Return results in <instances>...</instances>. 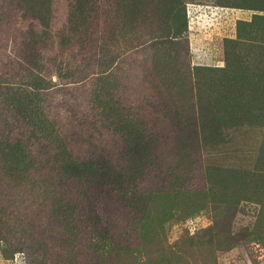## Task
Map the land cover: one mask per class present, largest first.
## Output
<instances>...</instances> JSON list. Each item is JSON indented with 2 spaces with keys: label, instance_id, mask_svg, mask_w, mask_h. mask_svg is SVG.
Instances as JSON below:
<instances>
[{
  "label": "rangeland",
  "instance_id": "obj_1",
  "mask_svg": "<svg viewBox=\"0 0 264 264\" xmlns=\"http://www.w3.org/2000/svg\"><path fill=\"white\" fill-rule=\"evenodd\" d=\"M1 217L0 264H264V0H0Z\"/></svg>",
  "mask_w": 264,
  "mask_h": 264
},
{
  "label": "trees",
  "instance_id": "obj_2",
  "mask_svg": "<svg viewBox=\"0 0 264 264\" xmlns=\"http://www.w3.org/2000/svg\"><path fill=\"white\" fill-rule=\"evenodd\" d=\"M89 168L93 172L97 173L99 176H102V175H106L107 176V174H110V173L112 174L113 173V171H111V169L109 167V163H107L105 161H100V162L98 161L96 164L91 165ZM102 183L105 184L104 181ZM107 184H109V183L107 182ZM76 194H77V192H76ZM82 198H83V195L81 193L77 197V199H74V200H77L76 203H81V202H83ZM70 199L71 198L69 196V200ZM78 199H80V200H78ZM74 203L75 202H72L71 205L74 206ZM1 221L3 223H5V221H4V219L2 217L0 218V222ZM74 223H75V221H74ZM23 229H24V227H21V224L19 225V223H17V224L16 223L15 224L11 223L8 226H6L5 229L0 230V241H1V243H3V245H2L3 246L2 247L3 251L14 250V249L18 248L19 245H24L25 244L22 241L21 242H17V241L13 242V238L16 235H19V234L22 235L23 234ZM43 243L46 244V240H45V242L43 241ZM45 247H46V245H45ZM31 249H32L33 252L39 251L40 252V255L38 254L39 261L42 262V263L45 262V264H46V261H47L46 256H48L50 254V252L47 249H44V252H42L39 248L36 249L34 247H32V248L28 247V250H31ZM25 252L28 254L27 250ZM27 256H28L27 260L28 261H32L31 256L29 254Z\"/></svg>",
  "mask_w": 264,
  "mask_h": 264
}]
</instances>
